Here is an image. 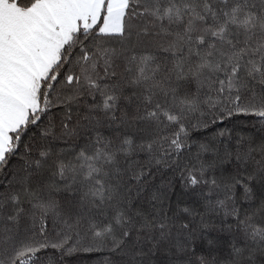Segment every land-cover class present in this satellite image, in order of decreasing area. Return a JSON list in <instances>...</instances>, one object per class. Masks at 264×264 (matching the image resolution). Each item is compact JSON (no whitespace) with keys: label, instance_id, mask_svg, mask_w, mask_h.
<instances>
[{"label":"snow or ice","instance_id":"obj_1","mask_svg":"<svg viewBox=\"0 0 264 264\" xmlns=\"http://www.w3.org/2000/svg\"><path fill=\"white\" fill-rule=\"evenodd\" d=\"M237 117L264 0H0V264H264V135L201 138Z\"/></svg>","mask_w":264,"mask_h":264},{"label":"trees","instance_id":"obj_2","mask_svg":"<svg viewBox=\"0 0 264 264\" xmlns=\"http://www.w3.org/2000/svg\"><path fill=\"white\" fill-rule=\"evenodd\" d=\"M217 127H227L231 130L232 136L235 138L236 136H253L257 137L259 135H264V133H259L258 128L259 125L254 126V121L251 119H245L244 117H237L231 121L226 120L223 125L213 126L203 133V137H211L215 132ZM171 173H168L167 176H170ZM167 176L165 178H167ZM159 177L156 180V183H159ZM177 191H179V187H177ZM215 236V233H212ZM100 256L98 254H89V253H76L73 255L63 257V264H98V260ZM165 256L163 254L156 257L155 264H165ZM57 264H60L59 259L57 260Z\"/></svg>","mask_w":264,"mask_h":264}]
</instances>
